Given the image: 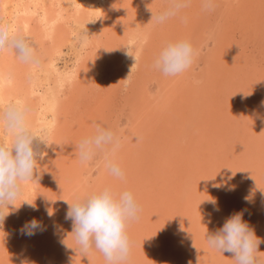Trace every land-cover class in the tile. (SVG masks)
Wrapping results in <instances>:
<instances>
[{
  "label": "rangeland",
  "instance_id": "374dc122",
  "mask_svg": "<svg viewBox=\"0 0 264 264\" xmlns=\"http://www.w3.org/2000/svg\"><path fill=\"white\" fill-rule=\"evenodd\" d=\"M243 2L215 0L214 10L205 11L201 0H189L188 6L177 15L157 24L151 15L167 8L169 0H0V22L7 23L11 32L29 38L40 61L38 64H25L13 51H0V112L10 102L23 103L28 108V126L51 145L48 148L41 145L44 156L37 160L35 181L22 182V191L13 201L14 206L3 208L6 216L0 224V264L19 262L21 248H28L30 243L37 242L45 234L46 230H37L30 237L21 234L22 226L33 218L47 229L56 214L59 215L57 221L60 228L66 227L64 211L61 214L55 212L56 205L61 210L66 204L57 200L58 194L70 190L67 201L71 203L79 192V196H83L93 191L99 182L104 168L102 160L97 157L88 164H81L75 150L80 138L92 132L93 122H101L121 136L122 147L116 158L126 175L123 182L118 180L113 187L131 190L140 205L139 218L127 227V232H137L132 240L133 253L128 262L139 255L142 261H146L144 264H192L190 260L195 258L189 253L194 252L181 248L183 234L176 232L171 235L169 224H177L175 229H179V225L182 229L190 228L192 231L187 233L196 238L202 234L203 241H206V232H214L223 225L224 217L237 211L243 212V219L261 239L258 251L264 250V209L263 219L259 218L257 225L248 218L253 200H264V152L259 150L258 140L259 136H263L260 133L264 125L257 124L256 110L248 112L245 92L240 89L242 79L235 77L237 72L233 77L226 76L213 68L211 59L215 50L234 46L235 52L241 55V63L236 64L238 67L235 70L243 71L245 66L247 73L244 78L250 81L243 79L242 82L246 83L247 92L255 94L257 85L251 78L263 81L260 76L264 75L261 73L264 52L261 53L262 47L255 40L257 37L247 35L245 24L252 19L258 20L262 12L249 6V12L243 14ZM225 26L229 30L232 28L229 40L233 45H220L219 35ZM86 32L87 41L81 43L78 38ZM178 38L189 39L199 54L187 72L165 77L152 69L153 56L164 41ZM243 55L253 62L247 65ZM253 63H256V68ZM196 80L200 83L195 84ZM230 82L232 89L238 90L237 102L226 99L224 87ZM259 97H262L261 93ZM215 103L219 108L215 109ZM231 104L236 108L231 115L233 117L234 114L233 118L227 111ZM260 105H256V109L264 108L262 102ZM222 109L225 110V118L228 116L230 121L222 119L223 122L218 121L214 128L205 124L208 118L200 116L201 110ZM201 120L205 123L202 124ZM157 131L165 136L169 146L163 153L157 149L159 138L157 144L152 143L154 147L149 148L148 145L154 141ZM11 140V134L0 122V143L10 146ZM144 142H148L147 147L143 146ZM135 145L139 154L133 157L131 153L136 155L137 150ZM170 152L172 155H169ZM154 162L167 167L169 181L154 175L152 185L148 182L143 191H134V182L138 178L132 175L136 172L137 176L145 179L143 175L149 167H153L150 172H156ZM192 164L194 168L197 165L201 167L203 177L198 180L209 183L203 184V187L206 185L205 191L194 199L196 206L206 203L211 213L218 216L219 226L212 224L215 219L209 222L205 211L201 214L195 209L192 213L193 206H190L194 201L190 200L192 204L186 202V198H190V189L182 188L184 178L177 171L183 173V169ZM207 175L213 180H207ZM105 177H108L107 174ZM163 181L166 183L163 184ZM177 181L181 183L180 187ZM214 198L215 205L209 202ZM23 201L33 203L35 207ZM218 205L221 211L215 210ZM47 210L52 211L51 216ZM174 212L180 220L173 221L176 217L172 218ZM191 214L194 218L189 220ZM63 240L67 246V237ZM176 241L180 243L178 248L174 243ZM52 242L53 249H41L40 264H71L65 251L68 249L63 250V244L56 240ZM207 247L210 253L205 257L194 253L201 264H208V261L210 264H235L231 254H221ZM187 251L191 256L188 260L181 258V253L177 254ZM99 256L98 259L92 258L94 264H102L103 256ZM259 257L264 258V253Z\"/></svg>",
  "mask_w": 264,
  "mask_h": 264
},
{
  "label": "clouds",
  "instance_id": "9594fccd",
  "mask_svg": "<svg viewBox=\"0 0 264 264\" xmlns=\"http://www.w3.org/2000/svg\"><path fill=\"white\" fill-rule=\"evenodd\" d=\"M188 4L189 0H169L167 8L155 14L151 12V19L157 24L164 23ZM201 7L205 11H213L215 0H201ZM87 37L86 32L78 39L81 43H86ZM5 49L13 51L25 64L40 62L29 38L11 32L7 23L0 22V51ZM198 54V50L187 38L164 41L154 54L151 67L165 77H176L192 67ZM194 83L199 84L200 81L196 80ZM27 113V106L19 101L10 102L0 112V122L12 137L10 146L0 143V224L6 216L3 208L14 206L13 201L21 194L22 182L35 181L37 160L44 156L41 145L44 148L51 146L42 136L30 129L27 124ZM256 118L264 123V118L259 114ZM92 128L89 135L81 137L75 144L80 163L88 164L99 157L108 174L123 182L125 173L116 158L122 147L121 136L101 122H93ZM136 140L138 141L139 137H136ZM57 146L62 148L64 145ZM63 201L68 205L65 220L71 221L70 233L75 241V250L86 256L94 249L102 254L105 264H128L132 241L127 227L130 222L139 218L141 211L131 190L126 188L117 190L111 185H105L83 196L75 197L71 203ZM23 202L35 207L33 203ZM209 202L216 204L212 199ZM215 210L219 211V208ZM47 211L51 216L52 211ZM37 230L45 231L46 227L33 218L22 226L21 234L30 237ZM205 240L216 252L231 254L235 264H264V258L258 256V247L262 241L243 219L242 211L232 213L214 232H206ZM21 264L27 262L21 261Z\"/></svg>",
  "mask_w": 264,
  "mask_h": 264
},
{
  "label": "bare ground",
  "instance_id": "6f19581e",
  "mask_svg": "<svg viewBox=\"0 0 264 264\" xmlns=\"http://www.w3.org/2000/svg\"><path fill=\"white\" fill-rule=\"evenodd\" d=\"M117 2V1H116ZM195 4V3H194ZM243 6H244V11H243V14L245 13H248L249 11H248V7L249 6H251L250 8H252L253 7V10L254 9H256L257 10V12L259 11V12H262V14H261V16L259 17V19L258 20H254V19H252L251 20V22L248 24V23H246L245 24V27H246V29H248V32H247V35L249 36L250 34L252 35L251 37H257V38H255V40L257 39V41H258V43H260V46L262 47V51H261V53L262 52H264V39L262 40L261 39V37H264V7H263V5H264V0H244V2H243ZM158 7V6H157ZM144 11H146V9L144 10ZM256 12V13H257ZM251 13H253L252 11H251ZM258 14V13H257ZM251 15H253V14H251ZM257 16V15H256ZM233 19V18H232ZM237 21V20H236ZM236 25V24H235ZM261 25L263 26V27H261ZM232 29V28H231ZM230 29V30H231ZM229 30V28L227 29L226 28V26H225V29L221 32V34L219 35L220 37V39H221V44L220 45H228V44H232L233 45V42L231 41V40H229V37L231 36V35H229V33L231 32ZM240 30V29H239ZM224 32H226V33H228V34H225ZM258 37H260V38H258ZM232 38H234V37H232ZM245 38V37H244ZM243 38V39H244ZM228 42H230V43H228ZM236 42V41H235ZM240 42V41H239ZM242 42V41H241ZM244 42V41H243ZM244 44V43H243ZM247 45V44H246ZM249 45V44H248ZM218 48V47H217ZM249 48V47H248ZM251 48V47H250ZM220 49V48H219ZM219 49L218 50H215L214 52L215 53H213L212 55H211V59H212V64H214L213 66V68H215V69H217V70H220L221 71V73L223 72V74L225 75L226 74V76L227 75H230V76H234V74L237 72V74L235 75V77H236V79H238V80H241L242 79V81H243V79H244V81L245 82H248V81H250V80H248V81H246V79L244 78V76L246 75V68H245V66H244V70L242 71H240V70H235V68L236 67H238L236 64H239V63H241L240 61V54H238V53H236L235 52V48H234V46L232 47V46H230V47H228V48H221V50L219 51ZM230 49V50H229ZM234 49V50H233ZM252 49V48H251ZM230 52V53H229ZM240 52V51H239ZM247 53H249V52H247ZM243 57V60H245V63L248 65V64H250V62H253L252 61V59H250L251 61H249V59L246 57L245 58V55H243L242 56ZM259 58V57H258ZM255 59V58H254ZM223 64V65H222ZM260 65V64H259ZM263 65V64H262ZM262 65H260V66H262ZM253 67L255 66V68H256V63L254 64L253 63V65H252ZM259 66V67H260ZM223 67V70L221 69ZM261 68H263V67H261ZM264 69V68H263ZM263 69H261V73H264V70ZM236 71V72H235ZM260 71V70H259ZM220 73V74H221ZM252 73H253V71H252ZM251 74V73H250ZM256 75V74H255ZM257 76V75H256ZM260 77H262L263 78V81H261V82H259V81H257L255 78H253V76H252V78H251V81H255L256 82V87H255V94H252V93H249V92H247V90H248V87L246 86V85H244V84H246V83H243L242 81H241V86H240V89L243 91V93L245 92V95L244 96H246V100H247V102H248V105H247V107L249 108L248 109V112L249 113H251V110L250 109H252V110H256L257 112L256 113H254V115H255V119L257 120V118H256V115L257 114H259V116L261 115L262 116V113H264V108H260V107H258L257 109H256V105H260V102H263L264 101V75H262V76H260ZM226 79V78H225ZM261 79V78H260ZM262 80V79H261ZM218 83V82H217ZM221 83V82H220ZM235 83V82H234ZM252 83V82H251ZM232 84H231V82H230V84L229 83H227L226 84V87H224L225 88V96H226V99H229V100H232L233 102L235 101V102H237L238 100H236V99H239V95H238V90H237V88H235V89H232ZM168 87V86H167ZM230 90L232 91L231 93H230ZM241 92V91H240ZM259 92V93H258ZM179 93H181V91H179ZM260 93L262 94V97H259L260 96ZM180 95V94H179ZM178 95V96H179ZM244 96H242V99H243V97ZM260 98V99H259ZM259 99V100H258ZM228 100V101H229ZM250 102H249V101ZM231 101V102H232ZM252 101V102H251ZM74 104V103H73ZM226 104H228V102L226 103ZM251 104V105H250ZM250 105V106H249ZM214 106H216L215 107V109L216 108H219V107H217L218 106V103H215V105ZM236 106H238V104L236 105ZM253 106V107H252ZM261 106V105H260ZM227 107H228V105H227ZM246 107V106H245ZM246 107V108H247ZM263 107V106H262ZM221 108H223V107H221ZM229 109V108H228ZM232 109V110H231ZM236 108H235V106L234 105H232L231 104V106H230V109L229 110H227V111H229V113H230V115H229V117L232 115V113H233V111L235 110ZM223 110V109H222ZM225 110H226V108H225ZM225 110H223V111H215V110H213V111H211V110H209L208 112H206V111H203V110H201L200 111V116H202V117H204V118H208L207 120L206 119H204V121L206 120L207 122L205 123V122H203V120H201V122H202V124L203 123H205L207 126H209V128H214V125L215 124H218L219 122L218 121H222V119H227V117L225 118ZM237 110H238V108H237ZM94 112V111H93ZM262 112V113H261ZM153 113H154V111H153ZM184 113V112H183ZM210 113V114H209ZM228 114V113H227ZM236 114V113H235ZM209 115V116H208ZM224 115V116H223ZM237 116H239V115H237ZM237 116H236V119H237ZM210 117H211V119H210ZM228 117V118H229ZM232 117V116H231ZM233 117H235L234 116V114H233ZM232 117V118H233ZM220 118V119H219ZM251 118H253V117H251ZM262 118H264V115L262 116ZM212 119H214V120H212ZM235 119V120H236ZM152 120H153V118H152ZM233 120V119H232ZM215 121V122H214ZM226 121H230L229 119H227ZM226 121H224V122H226ZM259 121V123H257L259 126H261V125H264V123H262L261 122V120L259 119L258 120ZM223 122V121H222ZM232 122V121H231ZM230 122V123H231ZM158 124V123H157ZM153 125L155 126L156 125V122L154 121L153 122ZM257 125V126H258ZM157 126V125H156ZM155 126V127H156ZM145 127V126H144ZM140 130H142L141 128H140ZM221 130V129H220ZM255 130V129H254ZM262 130V129H261ZM202 131H204L203 130V128H202ZM242 131V130H241ZM152 133V132H151ZM260 134H263V136H259L258 137V140H259V150H261L262 149V151L264 152V126H263V130L261 131V133ZM154 135H155V139H154V141L153 142H151L150 144H148V142H144V143H142L143 144V146H145V147H147V144L149 145V148H150V146L151 147H154V144H152V143H156L157 144V140H158V138H159V140H160V142H158V145H157V149H158V151L159 150H161V152L163 153L164 151H165V147H169L168 146V144H167V142L165 141V139H164V137L163 136H161L162 134H161V132L159 131H157L156 133H154ZM145 136V135H144ZM160 136V137H159ZM244 136V135H243ZM137 137V136H136ZM200 138H202V137H200ZM143 139V138H142ZM152 139V138H151ZM168 139V138H167ZM197 139H199V138H197ZM245 139V138H244ZM149 140H150V138H149ZM193 141V138L191 139V142ZM147 143V144H146ZM141 144V143H140ZM141 144V145H142ZM152 144V145H151ZM258 145V144H257ZM262 145V146H261ZM136 146V147H135ZM134 146V148H138V146L137 145H135ZM142 148V147H141ZM131 149V148H130ZM177 150V149H176ZM175 150V151H176ZM256 152V151H255ZM177 153V152H176ZM179 153V152H178ZM132 155H133V157H136L138 154H139V149H137L136 150V155L132 152L131 153ZM149 154H151V152L149 153ZM156 154H158V153H156ZM165 154H166V152H165ZM171 154V152L169 153V155ZM180 154V153H179ZM172 155V154H171ZM178 155V154H177ZM143 157V156H142ZM166 157V156H165ZM175 157V156H174ZM230 157V156H229ZM157 158V157H156ZM170 158V157H169ZM225 158V157H224ZM232 158V157H231ZM158 159V158H157ZM157 159H156V161H157ZM181 159V158H180ZM182 160V159H181ZM139 161V160H138ZM149 161V160H148ZM183 161V160H182ZM168 162H170L169 161V159H168ZM172 162V161H171ZM170 162V163H171ZM197 162L199 163V160H197ZM174 163V162H173ZM176 163V162H175ZM140 164V163H139ZM182 164V163H181ZM263 166H264V164H263ZM154 167H155V171L156 172H154V173H152V172H150V171H152V170H150L149 171V169H152L153 167L151 166V167H149V169H148V171L147 172H145L144 174L145 175H143V176H146V178L145 179H143L142 178V176H137V173L135 172L133 175H132V177L134 178V177H137L138 178V181L137 182H134V186H135V189H134V191H141L143 188H145L146 187V185H147V183L149 182L150 183V185H152V183H153V180L155 179L154 178V175L156 176V178H161V179H163V180H167V182L169 181L167 178H168V173H169V171H167V167L166 166H162V165H159V162H154ZM174 167V166H173ZM179 167V166H178ZM187 167V166H186ZM185 167V168H186ZM175 168V167H174ZM188 169H183V173L181 172V171H177V173L179 174V176L181 177V178H184V182H182V184H183V186H182V188L184 187V188H187L188 190L190 189V192L188 193L189 195H190V198L188 197V198H186V202L187 201H189V202H191L190 200H192V201H194V199L195 198H197V197H199L200 196V193H202V191L204 192L205 190H204V187H206V185H207V183H208V181H207V183L206 182H200L198 179H200L201 178V176L203 177V173L202 172H200V170H201V167L200 166H196L195 168L193 167V164H192V166H190V167H187ZM176 169V168H175ZM180 169V168H179ZM230 169V168H229ZM130 170V169H129ZM124 172H126L125 170H124ZM106 174H107V176L108 177H105L106 176ZM126 175V174H125ZM148 176V177H147ZM207 177V180H213L209 175H207L206 176ZM108 178V179H107ZM74 180V179H73ZM176 180V179H175ZM51 181V180H50ZM117 181L118 180H116L115 178H113L112 176H110L109 174H108V172L103 168V171H102V173H101V177H100V179H99V182L98 183H96L95 184V187H94V189L93 190H96V189H99V188H101V186L100 185H102V187L103 186H105V185H111V186H114V185H116V183H117ZM172 181V180H171ZM76 182V181H75ZM175 182V181H174ZM156 183V182H155ZM164 183H166L165 181H163V184ZM206 183V185L203 187V184H205ZM211 183V182H210ZM179 184L181 185V183L180 182H178L177 181V185L179 186ZM209 184V183H208ZM212 185H213V182L211 183ZM133 185V184H132ZM210 186V185H209ZM161 187V186H160ZM180 187V186H179ZM179 187H177V188H179ZM157 188H159V187H157ZM206 190H208L207 188H206ZM209 190H212L211 188L209 189ZM143 191V190H142ZM212 191H214V190H212ZM69 192H70V190L67 192V193H64V192H62V193H60V194H58V198H57V200H59V201H62V202H64L63 200H66L67 201V199H68V196H69ZM211 192V191H210ZM215 192V191H214ZM187 193V192H186ZM75 194V193H74ZM78 196L80 195V192L77 194ZM177 195V194H176ZM163 197V196H162ZM203 200H205L204 199V197H203ZM213 200H215L216 201V198H214ZM254 201V204L252 203L251 204V206H250V210H248L249 211V213H250V216L248 217L249 219H251L252 221H254V223H255V225H257V222L259 221V218H261V215L263 214V211H262V209H264V200H262L261 198H256L255 200H253ZM61 202V203H62ZM69 203H70V201H68ZM197 202V201H196ZM196 202L194 201L193 202V204H192V202H191V206L190 207H192L193 206V208H191V210H192V213H195L194 211H195V209L197 210V212H198V210H200L201 211V214L205 211L207 214V216H206V218H210L209 220L211 221L210 223H212L213 221H214V219H215V221L212 223V224H215V225H220L219 224V222H218V219H217V217L218 216H215V214H213V213H211L212 211L206 206V203H204V205L203 206H200L199 204H197V206H196ZM260 202V203H259ZM184 203V202H183ZM218 204V203H217ZM182 205V203L180 202L179 203V206H181ZM140 206V205H139ZM210 208H211V206H209ZM53 208H54V206H53ZM59 208V206L58 205H56V209H55V212H58L59 211V214H61V212L62 211H64V221L66 222V227L64 228V229H61L60 228V226H59V224H58V221H57V218H59V215H56V214H54V218H55V220L54 221H50V223H49V225H48V227H47V229H46V232H45V234H43V235H41L40 237H39V240L37 241V242H33V243H30L29 244V246H28V248H21V250H22V253L21 254H19V255H21V259H20V261L19 262H17L16 264H21V261H26L27 262V264H40V257H41V255H42V251H41V249L42 248H44V249H49L50 250V248L52 247V241L53 240H56L57 242H59V243H61V244H63V247L61 246V248L63 249V250H65V248L66 249H68V250H65L67 253H68V255H69V262L71 263V264H94V261H93V259L92 258H95V259H98V258H100V256L99 255H101V253H99V252H96L94 249L92 250V251H90L89 253H87L86 254V256H82L81 255V253L78 251V250H75L76 249V245H75V241H74V239H73V237H72V234L70 233L71 232V230H72V224H71V222H70V220H65V214H66V211H67V209H68V205L67 204H65L64 206H62V209L60 210V209H58ZM205 208H207V209H205ZM218 208H219V211H221L222 210V208H221V210H220V207H219V205H218ZM225 209H223V211H224ZM262 211V212H261ZM172 212V211H171ZM168 214V213H167ZM49 215V214H48ZM174 215L176 216V217H174ZM224 215V214H223ZM168 218H169V216H167ZM174 217V219H173V221L174 220H180L179 218H180V216H177V213H173L172 214V218ZM179 217V218H178ZM52 218V217H51ZM189 220H190V218H194V215L193 214H191L189 217ZM220 218H222L221 217V215H220ZM219 218V219H220ZM227 217H224L223 219L225 220ZM263 218H264V214H263ZM263 218H261V219H263ZM137 221V220H136ZM169 221H170V219H169ZM49 222V221H48ZM177 223H178V225H179V222L178 221H176ZM182 222V221H181ZM170 225V229H171V231H170V233H171V235H175L176 234V232H177V234H180L181 232H182V234H183V237H182V241H181V244H183L182 246H181V248L183 249V247H185L184 249H189V250H191V251H193L194 253H197L196 255H200V257L202 256V254L204 255L203 257H205V255L208 253H210V249L207 247V245L205 246V244H207L206 243V241H203V236H202V234L201 235H199V236H197V238L196 237H194L193 235H192V233H187V232H191L192 230L189 228H187V229H182V226L181 225H179V229H175L174 228V226L175 225H177V224H173V223H170L169 224ZM55 226V227H54ZM59 226V227H58ZM201 227V226H200ZM134 228V227H133ZM203 229V228H202ZM137 231H138V229H137ZM139 232H141L142 233V231L140 230ZM173 233V234H172ZM135 234H137V232H132V231H129L128 232V235H129V237H130V239H131V241L133 240V238H135V236H137V235H135ZM197 234V233H196ZM64 237L66 238L67 237V242H68V244H67V246H66V244L64 245V243L62 242L63 241V239H64ZM195 239H198L197 241H194ZM27 241V240H26ZM32 241V240H31ZM34 241V240H33ZM178 241H180V240H178ZM178 241H176V242H174L175 244H176V247L178 248V246L177 245H180V243L178 242ZM52 242V243H51ZM139 244V243H138ZM142 244V243H141ZM263 244V243H262ZM134 247V246H133ZM136 247V246H135ZM71 248H73V249H71ZM52 249H53V247H52ZM135 250V249H134ZM133 251V249H131V253H133L132 252ZM214 252V251H213ZM182 254V256H181V258L183 257V258H187V260H188V257H194L195 259L194 260H192V258H191V262H192V264H201L202 262H200V259H198L197 258V256H195V254L194 253H189V254H191V256H189L188 255V251L187 252H178L177 254ZM264 253V250H262V251H259V253H258V256H260L261 254H263ZM212 254V253H211ZM218 255H220V254H218ZM134 256V255H133ZM180 256V255H179ZM207 256V255H206ZM154 257V256H153ZM212 258V257H211ZM143 259H146V257H143ZM139 260V261H138ZM205 260L206 261H208L209 260V258L208 257H206L205 258ZM102 261V264H105V261H104V258L101 260ZM133 261H134V263H136V261H137V264H144V262H146L145 260L144 261H142V258H140L139 257V255H137L135 258L133 257V259L130 261V262H128V264H133ZM202 261V260H201ZM15 262V261H14ZM209 263L208 264H210V261H208ZM221 262H223V260H221ZM225 262V261H224ZM205 262H203V264H204ZM151 264V263H150ZM190 264V263H189ZM207 264V263H206Z\"/></svg>",
  "mask_w": 264,
  "mask_h": 264
}]
</instances>
